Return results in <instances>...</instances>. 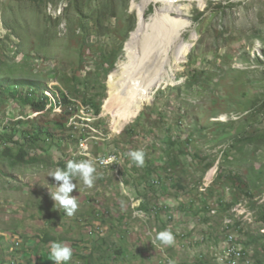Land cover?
<instances>
[{
  "label": "rangeland",
  "instance_id": "rangeland-1",
  "mask_svg": "<svg viewBox=\"0 0 264 264\" xmlns=\"http://www.w3.org/2000/svg\"><path fill=\"white\" fill-rule=\"evenodd\" d=\"M156 1L0 0V264H54L53 242L67 264H264V0ZM137 31L132 66L158 65L118 132L108 78ZM69 160L96 168L72 216L50 195Z\"/></svg>",
  "mask_w": 264,
  "mask_h": 264
},
{
  "label": "bare ground",
  "instance_id": "bare-ground-1",
  "mask_svg": "<svg viewBox=\"0 0 264 264\" xmlns=\"http://www.w3.org/2000/svg\"><path fill=\"white\" fill-rule=\"evenodd\" d=\"M156 2L164 3L160 0ZM140 25L141 23L139 26ZM138 32L139 31L133 32L131 34L129 43L125 49L128 59L126 65H123L122 63L119 69L112 73L108 78V91L110 100L105 109L107 112L112 114V127L118 132L130 121H132L136 117V114L139 112V110H141L142 105L147 101L146 89L147 87L151 86V83L155 80V77L152 79L154 75L153 71L157 69L158 64L144 67H140V65L132 66V64L135 62L134 59L136 58L135 47L133 45ZM139 62L142 61L139 60ZM123 89H126V91L125 93L122 92L120 95V92ZM114 95L117 96L113 98ZM113 110L115 112H113Z\"/></svg>",
  "mask_w": 264,
  "mask_h": 264
},
{
  "label": "clouds",
  "instance_id": "clouds-1",
  "mask_svg": "<svg viewBox=\"0 0 264 264\" xmlns=\"http://www.w3.org/2000/svg\"><path fill=\"white\" fill-rule=\"evenodd\" d=\"M127 155L137 167L145 165V153L142 150L130 151ZM114 157H109L106 160L100 161L102 164H109ZM96 168L91 160H69L65 168H56L49 173L53 177L58 186H54L55 191H50L51 198L55 204H59L66 215L72 216L78 209V198L73 197L71 193L78 188V183H73L74 180H82L86 187L93 185ZM156 239L162 245L170 246L174 243L175 237L170 230H164L157 234ZM73 258L72 248L60 242L51 244L50 259L54 264H67Z\"/></svg>",
  "mask_w": 264,
  "mask_h": 264
},
{
  "label": "trees",
  "instance_id": "trees-1",
  "mask_svg": "<svg viewBox=\"0 0 264 264\" xmlns=\"http://www.w3.org/2000/svg\"><path fill=\"white\" fill-rule=\"evenodd\" d=\"M24 86H26L25 83H24ZM6 91L8 93L12 94L14 97H18V92L15 89L11 88V86H8V88L6 89ZM35 91H36V89L33 87L32 90H31V93L27 94L21 103H22L23 106L30 107L33 112H35V113H41V112L45 111L46 108L50 105V99L48 97H46L44 94H42V96H40V97H37L36 94H35L36 93ZM65 103L67 105L66 99H65ZM95 110H96V112H99V110H100V104H97L96 105ZM2 137L5 138L6 140H8L9 142H11L13 140V136H8V135H5L4 134V135H2ZM34 137H35V139H37L36 136H34ZM168 142L171 145H175L172 142L171 138H169V141ZM26 158H27V152L24 149H21L17 153L16 157H14V160H13V163L12 164L13 165H20V164H22L24 162L28 163V160ZM29 162L35 163L36 162V159L35 158H32L31 161H29ZM210 168H211V166L209 165L207 167V169L205 171H203L204 174H206V172L209 171ZM237 181L239 183V187H238L239 190L245 191L243 189V187L245 188L247 186L246 183L239 176L237 177ZM181 189H183V188H181Z\"/></svg>",
  "mask_w": 264,
  "mask_h": 264
},
{
  "label": "built area",
  "instance_id": "built-area-1",
  "mask_svg": "<svg viewBox=\"0 0 264 264\" xmlns=\"http://www.w3.org/2000/svg\"><path fill=\"white\" fill-rule=\"evenodd\" d=\"M230 255H232V257H233L235 260H237L236 258L242 256V254H241V250H239V249H238V251H236V250H231V251H230ZM235 257H236V258H235Z\"/></svg>",
  "mask_w": 264,
  "mask_h": 264
}]
</instances>
